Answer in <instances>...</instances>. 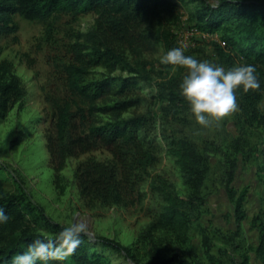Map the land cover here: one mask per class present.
<instances>
[{
	"label": "trees",
	"instance_id": "1",
	"mask_svg": "<svg viewBox=\"0 0 264 264\" xmlns=\"http://www.w3.org/2000/svg\"><path fill=\"white\" fill-rule=\"evenodd\" d=\"M87 13L95 14V25L83 41L72 44V59L62 69L65 95L49 97L54 122L53 134L46 137L48 152L57 164L95 150L109 153L107 159L89 156L74 167L77 193L85 206L141 207L154 189L164 202V220L179 229L186 228L191 204L179 196L166 195L162 181H157V176L152 178L150 172L159 161L160 137L178 165L185 186L197 191L203 182V155L180 128L189 121V103L179 89L186 68L165 64V71L155 79L142 60L131 63L122 48L137 41L155 42L165 52L181 47L172 29L181 23L186 30L196 29L199 37L213 36L210 52L204 38H193L194 46L184 48L185 55L207 59L226 69L255 65L261 87L248 91L238 88L237 109L242 122L256 123L264 132V109L259 106L264 98V0H0V33L17 31L16 15L47 23L60 14ZM146 24L149 31L140 32ZM98 66L108 68L109 73L92 77L91 68ZM116 68L125 75H112ZM140 84L155 88L151 96L160 102L156 110H136L146 101ZM23 95L18 76L0 62V117ZM236 153L239 155L240 150ZM233 176L231 170L229 179ZM244 197L245 190L234 200L237 221L245 217ZM0 208L9 215V220L0 224V264H11V257L23 252L27 244L41 237L54 238L65 227L50 219L25 193L4 192L2 179ZM260 237L264 246V223ZM80 239L65 261L51 260L48 264H111L106 252L133 258L130 248L113 238L82 233ZM164 263L168 260L156 257L148 264Z\"/></svg>",
	"mask_w": 264,
	"mask_h": 264
},
{
	"label": "rangeland",
	"instance_id": "2",
	"mask_svg": "<svg viewBox=\"0 0 264 264\" xmlns=\"http://www.w3.org/2000/svg\"><path fill=\"white\" fill-rule=\"evenodd\" d=\"M182 12L185 20V11ZM95 17L93 13L60 14L43 23L16 15L17 31L0 33V62L18 76L24 87L23 98L0 117L3 191L23 192L41 205L53 221L64 226L73 221L83 223L89 236L110 237L130 248L133 258L106 252L111 264H148L156 257L167 259L164 264H264V246L260 243L264 223V132L256 123L242 122L238 109L203 126L189 106V121L180 128L203 155L204 179L197 191L185 186L173 156L157 137L161 152L158 163L150 170L151 177L162 181L161 189L166 195L179 196L191 204V220L182 229L164 220V202L154 189L141 207L85 206L77 193L74 167L89 156L107 159V151L72 156L63 164H57L49 154L46 137L53 134L54 122L49 97L65 95L63 65L72 59V44L83 41L93 29ZM182 24L172 28L181 47H193V38H204L210 52L213 36L188 35ZM144 27L139 31L148 32L150 25ZM122 49L131 63L142 60L155 79L166 69L160 63L165 53L160 44L137 41ZM108 73L104 66L91 68L92 77ZM110 73L125 75L119 68ZM154 92L150 85L140 89L146 101L137 111L158 108L160 102L151 96ZM259 106L264 109V98ZM231 170L234 176L229 179ZM243 190L245 217L237 221L233 216L234 200Z\"/></svg>",
	"mask_w": 264,
	"mask_h": 264
},
{
	"label": "clouds",
	"instance_id": "3",
	"mask_svg": "<svg viewBox=\"0 0 264 264\" xmlns=\"http://www.w3.org/2000/svg\"><path fill=\"white\" fill-rule=\"evenodd\" d=\"M161 64L180 65L186 68L180 84V95L189 103L195 120L208 126L238 108L236 90L260 89L256 67L253 64L234 65L225 68L207 59L185 55L184 48L174 47L160 56ZM9 215L0 208V224ZM86 225L73 221L63 227L54 238L41 237L26 245L23 252L11 257V264H48L51 260L65 261L81 243Z\"/></svg>",
	"mask_w": 264,
	"mask_h": 264
},
{
	"label": "built area",
	"instance_id": "4",
	"mask_svg": "<svg viewBox=\"0 0 264 264\" xmlns=\"http://www.w3.org/2000/svg\"><path fill=\"white\" fill-rule=\"evenodd\" d=\"M187 31H188V33H190L188 35H192V36H198L199 35L198 31L194 28H189V29H187Z\"/></svg>",
	"mask_w": 264,
	"mask_h": 264
},
{
	"label": "water",
	"instance_id": "5",
	"mask_svg": "<svg viewBox=\"0 0 264 264\" xmlns=\"http://www.w3.org/2000/svg\"><path fill=\"white\" fill-rule=\"evenodd\" d=\"M201 38H198L197 40H200Z\"/></svg>",
	"mask_w": 264,
	"mask_h": 264
}]
</instances>
